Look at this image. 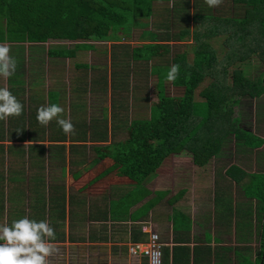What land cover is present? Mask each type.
Wrapping results in <instances>:
<instances>
[{"label": "crops", "instance_id": "obj_1", "mask_svg": "<svg viewBox=\"0 0 264 264\" xmlns=\"http://www.w3.org/2000/svg\"><path fill=\"white\" fill-rule=\"evenodd\" d=\"M169 17H156L151 27L141 24L133 31L140 30V37L142 30L159 37L169 33L171 40L161 44L171 47L172 59L181 54L173 51L176 45L193 41H178L174 16ZM9 38L6 34L0 43L9 46L17 69L11 77L0 76V87L17 97L23 111L0 120V224L23 216L48 220L59 249L48 264H148L130 253L132 245L148 242L147 231L160 236L164 264L258 262L264 218L257 216V200L240 193L239 186H251L250 174L259 173L264 159L237 144L236 161L229 166L215 167L216 157L199 166L193 156L187 162L174 156L155 177L135 184L120 174L117 159L129 126L150 119L159 101L157 63L132 60L138 81L130 87L125 60L131 43L125 38L47 43ZM140 41L131 52L135 45L150 44ZM165 87L168 93L175 89L172 83ZM52 103L64 108L61 115L72 121L73 133L66 135L55 120L47 126L37 121V109ZM181 164L190 169L181 171ZM232 165L249 177L229 175ZM165 179L167 185L159 187Z\"/></svg>", "mask_w": 264, "mask_h": 264}, {"label": "trees", "instance_id": "obj_2", "mask_svg": "<svg viewBox=\"0 0 264 264\" xmlns=\"http://www.w3.org/2000/svg\"><path fill=\"white\" fill-rule=\"evenodd\" d=\"M156 1L0 0V11L9 26L7 35L13 40L98 41L112 35L131 39L135 26L152 15ZM188 2L179 0L176 6L184 12ZM232 4L244 7L242 17L215 16L216 7L198 5L197 27L184 29L178 40L193 41V62L188 59V51L169 59L171 47L161 42H168L172 36L166 33L159 37L151 30L140 39L150 44L135 45L128 54L134 62L149 65L156 61L159 72L173 64L180 66L174 81L161 72L162 92L151 118L129 126V138L122 146L116 168L131 182L143 185L156 176L170 156L184 150L192 154L196 164L206 166L221 154L231 136L247 151L252 148L251 156L264 159V121L259 122L257 132L261 134L257 135L246 128L244 116L234 118V107L242 104L241 98L249 99L250 108L256 99L264 102V0H232ZM144 25L151 27L152 23ZM166 82L172 83L175 95L168 94ZM259 170L250 174L252 187L246 195L257 200V216L264 218L263 165ZM241 172L246 174L232 165L227 173L240 180L237 177ZM261 245L262 255L256 264H264V226Z\"/></svg>", "mask_w": 264, "mask_h": 264}, {"label": "clouds", "instance_id": "obj_3", "mask_svg": "<svg viewBox=\"0 0 264 264\" xmlns=\"http://www.w3.org/2000/svg\"><path fill=\"white\" fill-rule=\"evenodd\" d=\"M222 0H207L210 7L219 6ZM17 69L16 59L10 55L7 44L0 43V76L11 77ZM180 66L173 64L168 70L167 79L174 81ZM23 111L22 103L7 87H0V120L19 116ZM64 108L57 103L41 105L36 119L44 126L51 121L62 128L63 132H74V124L61 114ZM31 143V142H30ZM56 231L46 219H30L28 216L16 219L9 224H0V264H48V258L59 251L55 241Z\"/></svg>", "mask_w": 264, "mask_h": 264}, {"label": "rangeland", "instance_id": "obj_4", "mask_svg": "<svg viewBox=\"0 0 264 264\" xmlns=\"http://www.w3.org/2000/svg\"><path fill=\"white\" fill-rule=\"evenodd\" d=\"M167 1L168 0H157L155 2V3H157V6L154 5V11H153L152 15L150 17H149V15L143 17V19H142V21H140V23L141 24H147L148 22L152 23L153 19H155L156 17L161 18V21H162L164 15L166 16L167 14L170 15V17H169L170 19L174 16L175 20L174 21L171 20L173 22V25H174L172 33L175 35V37H177V40L179 39L178 37L180 36L181 32L184 29L189 28L191 30V29H195L197 27V23L195 21V15L198 14V12H199L198 11L199 10L198 5L209 6L207 3V0H190V2H188L189 5L187 3V8H184L185 11L183 12L182 10L178 9V7H180V6H176L179 3V0H169L170 2H167ZM171 5H173V8L171 7ZM180 5H183V4H180ZM173 9H175L174 12H173ZM0 10H1V8H0ZM244 10L245 9L243 6L241 7V6H236V5L232 4V0H222V2L219 4V6H216V9H215V11H213V14L215 16H220V17L228 16V17L239 18V17H242L244 15ZM4 19H5V17L3 15H1V11H0V38H2L3 36H6V34L8 32L9 26L4 22ZM166 23H167V21H166ZM163 25H165V22L163 23ZM167 25L170 26L171 24L168 22L165 26H167ZM138 27H140V26H138ZM163 28H165V27H163ZM144 32L145 31L142 30V34H144ZM132 33H133V35H132L131 39H126L127 41H129L131 43V46L134 45V43H137V41H139L141 39L140 30L139 31L136 30L135 32L133 31ZM186 45L187 44H185L183 46H177L176 45L174 47L173 51H176V53H183L185 51H188V53H190V56H191L190 61L193 62L194 45H191V44L189 46H186ZM131 46L130 45L128 46L130 48V50H129L130 53H131ZM170 56L171 55H169V56L167 55V57H170ZM126 60H128V61H126ZM126 60H125V64H126V67L128 68V76H130L129 77V83H130L129 85L131 87V85L134 86L136 84V82L138 81V79H136V78H138V77L133 75L135 73L131 69L134 62L132 60H130L129 58H127ZM153 64H156V62L154 61ZM122 68H124V67H122ZM161 72H163L164 74H167L168 69L163 68V70ZM132 76H134V78ZM160 80H161V77L159 74V81ZM153 83L154 84L156 83V79ZM169 91H170V93H168V94H171V96L176 94V89H171ZM235 99H237V98H235ZM128 100H129V105L133 104V101L131 99V94H128ZM248 101H249L248 98H241L242 104L234 107V118L244 116L245 119L243 121H244V125L246 126V128H249L250 131H252L254 134L260 135L261 133L259 131L257 132V128L258 127L260 128L259 122L264 121V104H263L264 102L260 103V101L256 99L252 102L254 107L250 108V105L247 104ZM257 106H258V108H257ZM200 108L202 110H206V107L203 105H201ZM203 114H204V111H203ZM139 118L140 117H137L138 120L141 119V118L140 119ZM143 119L147 120L148 118L145 117ZM256 122L258 123L257 125H256ZM227 141H228V144H226L224 147V153L215 158V159H218L217 161L215 160V163H214L215 167H222V165L229 166L231 163L236 161V159H234V157H235L234 151H235V145L236 144L239 147L247 149L244 145H240L239 142L237 143L234 136H231L230 139ZM250 149L252 151V148H250ZM174 156H177V157L182 156L184 158L185 162H187L189 157L192 156V154L186 150H184L181 154H176V155L173 154L172 156H170V158H169L170 160L166 164V167H168L169 163L173 160L172 157H174ZM238 163H240V162H238ZM245 165L248 168V164L245 163ZM184 167H186V169H185L186 172L190 169V165L186 166L184 164H181L180 165L181 171ZM219 172H220V174H223V169H220ZM243 177L245 179H247L249 177V175L247 173L243 174L241 172L237 178L242 179ZM165 181H166L165 183L159 182V184H157V185H159V187L164 188L167 185V179H165ZM145 183H143V184H145ZM179 183L180 182H178L177 185H179ZM250 187H252V186H250ZM250 187L248 185L246 187H242L240 185L239 186V192L240 193L242 192L243 194L246 195V192L249 190ZM163 188H160V189H163ZM241 189H243V190H241ZM159 196H160V194H159ZM246 197H248V196L246 195ZM170 218L172 219V217H170Z\"/></svg>", "mask_w": 264, "mask_h": 264}, {"label": "built area", "instance_id": "obj_5", "mask_svg": "<svg viewBox=\"0 0 264 264\" xmlns=\"http://www.w3.org/2000/svg\"><path fill=\"white\" fill-rule=\"evenodd\" d=\"M149 240L145 243H137L130 247V253L133 256L148 260V264H164V244L158 234L147 231Z\"/></svg>", "mask_w": 264, "mask_h": 264}]
</instances>
